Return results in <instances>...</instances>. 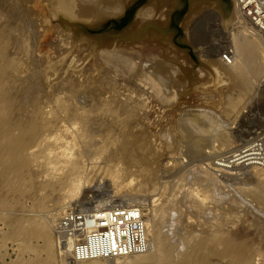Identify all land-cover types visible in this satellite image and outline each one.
Listing matches in <instances>:
<instances>
[{
	"label": "bare ground",
	"instance_id": "1",
	"mask_svg": "<svg viewBox=\"0 0 264 264\" xmlns=\"http://www.w3.org/2000/svg\"><path fill=\"white\" fill-rule=\"evenodd\" d=\"M43 1L45 5H41L40 0H0V139H4V143L0 145V166L5 156L16 163L18 159L27 158L34 154L35 149L46 145L43 150L46 154L43 168L48 172L45 175L48 182L45 187L48 195L53 196L59 192L63 196L59 197L51 212L43 217L38 226L45 233L44 262L68 264L67 252L59 251L51 237L54 234L55 221L65 209L73 205L72 199L80 194L83 201L88 198H101L94 202L84 201L82 206L136 208L144 207L147 198H152V205L148 210L149 214L143 210L149 245L146 253L125 258L94 259L76 264H163L172 260V254L165 250L169 246L166 241L167 234L176 226V222L172 220L174 216L176 218V212L171 207L173 204L170 206L175 188L181 182L188 201H193L192 208L206 212L209 204H217L219 201V181L214 173L207 168L201 170L200 166L180 169L172 175L167 174L172 165L167 166V170L160 169V153L168 150L169 154L175 155L182 137L177 139L179 143L172 142L173 127H163L153 133L147 127L151 122V115L146 110L153 101L163 104L166 111L176 107L179 93L177 89L185 83L181 86L180 81L177 82L176 77L181 71L172 63L156 56H146L145 59L136 52L134 46L142 42L169 46V37L151 31L156 27L162 29L166 24L161 21L168 17L165 14H161L158 21L155 20L159 11L157 7L162 0H150L149 5L137 12L129 29H125L115 38L110 37L106 42L100 37H80L78 28L97 29L106 19L119 17L127 4L134 0ZM192 1L195 7L201 5L200 0ZM232 3L230 19L224 29L227 33L226 39L229 40L228 50L224 54H230L233 59L230 64L223 59L224 54L218 52L215 45L211 44L210 48L200 47L203 37L201 40L200 36L194 40L195 36L191 35L193 37L189 40L190 33L193 32L190 20L187 18L183 22L189 43L195 47L201 63L211 67L218 82L223 83L228 90L225 95L227 110L222 113L227 118L226 121H231L230 114H236L238 109L240 111L244 107V100L248 92H252V88L255 91L260 90L254 97L264 96V81L257 86L252 81L255 82L256 77L264 71V39L234 24L238 9L237 1L232 0ZM37 7L49 12L48 16L44 13L47 17L43 19V60L38 58L40 48L36 52H30L31 36L36 37L39 32L33 34L31 30L32 35H29L30 31L26 30L27 34H23V30L29 26L25 24L24 28L22 23L23 26L18 27L21 22L31 20V13L36 12L34 10ZM210 7L211 10L204 13V18L210 20L208 24L212 25L210 23L216 8L212 9L214 5ZM54 19L58 25L53 24ZM216 19L218 26H221L220 17ZM34 24L31 27L34 28ZM51 28H54L53 34L49 32ZM61 29L71 30L77 42H70V36L61 39ZM51 37L60 40L53 45L56 46L53 50L57 51L53 54L54 58L45 54L49 45L47 40ZM35 39L33 41L37 43ZM51 93L53 107L48 104ZM220 115L201 111L192 119L179 118L177 126L186 136L189 149L187 152L198 154L211 141L212 144L217 142L216 146L211 144L212 149L224 146L232 148V140L222 132L223 129L219 131L230 125L223 127L226 123ZM178 132L180 135V131ZM232 158L230 162L227 161L233 166L231 170L250 172L258 182V185L248 189L246 193L252 202L258 203V208H264V167L237 166ZM236 173L231 172V175ZM3 186L4 182L0 181V187ZM110 193L111 197L107 195ZM167 213H172L173 218L170 216V219H165ZM167 220L168 223L165 222ZM246 224L239 225L240 227L236 225L237 228L232 225L236 229L228 232L216 227L215 231L192 237L193 247L204 252L201 264H242L245 255L251 251L249 249L260 241L259 238L264 239V235L261 237V233L257 232L258 229L253 234L254 226L252 229Z\"/></svg>",
	"mask_w": 264,
	"mask_h": 264
},
{
	"label": "rangeland",
	"instance_id": "2",
	"mask_svg": "<svg viewBox=\"0 0 264 264\" xmlns=\"http://www.w3.org/2000/svg\"><path fill=\"white\" fill-rule=\"evenodd\" d=\"M40 1L41 5H43L44 1ZM136 1L137 0H134L133 2L128 3L124 12ZM162 1L157 7V10H159L157 11L158 14L156 13L157 16L155 17V20L157 21L160 19L161 14H165L164 16L166 17L172 7L170 3H176L178 0H165L163 3ZM193 2L194 1L190 3L185 17L181 23L182 36L180 39L184 40L185 44L181 45L179 43L180 40H169L168 47L157 44L155 42H142L134 46L136 52L140 53L145 59L150 56H156L172 63L179 71H181L180 74L176 77L177 82L180 81L179 83L181 86L185 83L183 87L177 89L179 93L176 98V107L169 111H166V108L163 104L157 101H153V103L150 104V108L146 110L149 115H151V122L147 124V127H149V129L152 130L153 133L160 131V129H162L163 127H173L174 129H172V142L176 144V142L179 143V141H181L179 144L180 148L178 147V152L175 154L177 156L171 153L169 154L168 150H163V152L160 153L161 156L163 155L162 157L160 156V169L162 170V168H164L167 170V168L169 169V167L172 165L169 169V172H167L168 175H170L169 173H171L172 175L174 171L180 169L186 170L187 168L192 169V167L194 168L195 166H200L201 170L202 168H207L209 172L214 173L215 177H217L218 181L220 182H218L217 184L219 190V199L217 200L219 201H217V204L215 202V205L213 203L209 204V208L207 209L208 211L206 212H204L203 210H195V208H192L194 207L193 201H191L192 199L188 201L189 198H187L185 195L183 184L181 182L178 183L173 193V202L170 203V206L173 204L171 207H173L176 214L173 213L174 210L172 213L176 215V218L174 215H171L172 213L170 215L169 213H167V215L165 216V219H170V216H172V219L174 216L175 220L174 218L172 220L176 222V226L173 227V230L168 232V237L166 240L167 244L169 245L167 246L169 249H167L166 247L165 251L172 254V260L164 262L165 264H201L202 255L204 254V252L202 253L193 247L191 238L203 232L215 231L217 228L228 232L233 228V230H235L237 227L243 226L244 224L248 223L246 224L248 227H251L253 229L254 226V232L252 231L253 234H255V231L258 229L257 232L261 233V237L264 235V208H258V206H256L258 205V203L252 202L251 197L246 193L248 189L258 185V182L254 179L253 176H251L252 174H250V172L231 170V167L233 166L227 163L230 157L238 149H244L254 143H258V141H260L264 137V96H261V98L260 96L259 98L254 97V95L256 96V93L260 90L255 91V88H252V92H248V95L246 96L247 98H245L244 100V107L241 108L240 111L238 109V114H230L232 120L226 121L227 118L223 116L224 114L222 113L227 110L225 95L226 93H228V90L226 86L223 85V83L218 82L217 78L212 72V68L209 66L207 67L201 63V57L199 58L195 47L189 43V40H191L193 37L191 35L195 36V38H193L194 40L198 39L199 36L200 40L202 39L201 37H203V40L201 41L202 46L200 47L210 48L211 44H213L218 48V52L224 54L226 50H228L227 48L229 42V40L226 39L227 33L224 29H226L225 25L227 20L230 19L233 3L232 0H226V5L220 7L216 0H200L201 5H198V8L197 6L195 7V4ZM149 4L150 0H144L143 3L135 6L134 13L129 17L128 22H126L125 25H122L121 28H117L114 22H116L115 20H120L124 12L119 17L106 19L97 29H90L87 27L78 28V35H80V37H100L102 41L106 42V40H108L110 37L115 38L120 33L125 31V29H129L135 20L137 12L142 7ZM212 5L215 6L212 9L216 8V10L215 15H213L212 22L210 23L212 25H209L208 23L210 22V20L204 18V13L206 11H209L208 9H210V6ZM34 11L36 12L31 13V20L33 21V19H36L33 21L35 24L31 20V22L28 20L27 22H21V25L18 27L23 26L22 23H24V28H26L25 24L29 26V28L27 27V29H22L24 31L23 34H25L26 30H28V32L30 31L31 34L29 35H32V32L33 34L35 32H39L36 33L38 34V36L36 35L35 37V35H32V39H29L30 46L32 47L30 49V52H36L40 48L41 52L39 53L38 58H41L43 60V19L44 17L48 16L49 12H46L39 7H37ZM44 13H46L47 16ZM33 15L34 18L32 17ZM218 16L221 19V26H218L219 23L217 24L216 18H218ZM187 18L190 20V26L192 27L191 31H193L190 33V39L188 36V32L185 30V27L183 25V22H185ZM37 20H42L40 21L42 25L39 21L37 22ZM163 20L164 18H162L161 21L163 22ZM28 22L31 24L29 25ZM36 22L37 24H39V26L36 24ZM32 24H34L33 26L38 28L36 29L35 27H31ZM53 24H57L56 19H54ZM30 27L32 29H30ZM206 28L208 29L206 30ZM53 29L54 28H51V30L49 31L50 34H53ZM61 30L63 31V35L62 37H60L61 39H65L66 36L67 38L70 36V42H77L76 38L73 37L71 30ZM152 30H154L158 35H160V32L162 33V30L157 27L152 28L151 31ZM29 35H27V37ZM204 37H206L207 39H205ZM209 37L211 38V40H209ZM35 38L37 39V41ZM56 38L51 37L50 40H47L49 45L46 47L47 51L45 54H47L49 57H51V55L53 56V54L57 52L56 50H53L56 49V46L53 45L57 44V42L60 41L59 39L58 41ZM33 39H35V42L37 43H34ZM52 41L54 42L53 44L51 43ZM32 43L36 45H32ZM54 57L55 55L53 56V58ZM252 81L253 84L255 83V86L262 83V81H264V71L259 74L258 77H256L255 82L254 80ZM253 91L255 93H253ZM52 95L53 93H51V97H49L51 98V101L47 99V101H50L48 104H51V106L49 107H53L52 104L54 103V101H52ZM45 109L49 110V108ZM201 111H209L218 115L221 114L220 116L222 120H224V123H226L225 125L223 124V127H226L228 124H230L227 126V128H221L219 131H222L223 129L222 132L226 134L229 140H232L231 142L234 143V145H232L233 149L231 148V146H229L230 148L224 146L222 148L215 147L216 149H212L211 141L207 145H205L202 151H200L198 154L187 152L189 149L186 142L187 140L185 138L186 136L182 134V130H180V128L177 126L178 120L181 117L192 119ZM49 124L51 125V123ZM178 131H180L181 136L179 135ZM180 137L182 138L180 139ZM177 139L180 140L178 141ZM3 143L4 139H0V145H2ZM212 145L216 146L217 142L213 143ZM237 146H239V148H237ZM43 147L44 146L42 145L39 148L35 149L34 154L27 158L22 157L20 160L18 159L16 163L12 162V160L8 156L3 157L1 161L0 181L4 182V186L0 187V264H45L44 260L46 255V244H44L43 242V236L45 237V233L39 230L38 226L43 220V217L46 216L48 212H51L54 203L57 202L59 200V197L61 198L63 195L59 192H57L58 194H53V196L48 195L47 193V187H45V184H47L48 178H46L45 175L48 172L43 168V160L46 155L43 150L46 149V145L44 148ZM234 148L237 149H235L234 151ZM177 162L179 164H177ZM197 170H200V168ZM231 172L237 173L232 176ZM251 177H253V179ZM107 195L109 197L112 196L111 193ZM88 199H86L87 202H94L96 200H100L101 198L94 200L90 198ZM151 199L152 198L146 199L144 207H136L142 211L144 219L145 216L143 210H145L146 214H149L148 210L152 205ZM84 201L81 200V194L72 199L73 205L76 206H82L81 203ZM86 201L84 203H87ZM236 202L238 203V205ZM240 202H242L244 205L247 203V205L244 206ZM234 205L235 207H233ZM241 205L243 206L241 207ZM218 214L220 216H217ZM213 215H215L216 217ZM165 222L168 223V220ZM232 225L235 227L237 225V227L232 228ZM52 235L53 236L51 237V240L53 241L54 234ZM49 236H51V234H49ZM262 238H264V236ZM177 240L179 242H177ZM259 240L260 241L257 242L258 244L256 243L253 248L249 249L251 251H248V255H245L244 259L241 261L242 264H247L249 262V264H264V243H262L264 242V239L259 238ZM205 253H208V251H206ZM181 259H183V262L181 261ZM67 260L68 258H66V262ZM68 264L74 263L68 261Z\"/></svg>",
	"mask_w": 264,
	"mask_h": 264
},
{
	"label": "built area",
	"instance_id": "3",
	"mask_svg": "<svg viewBox=\"0 0 264 264\" xmlns=\"http://www.w3.org/2000/svg\"><path fill=\"white\" fill-rule=\"evenodd\" d=\"M236 1L234 24L264 39V0ZM223 59L227 64L233 60L230 54H224ZM231 157L237 166L264 167V137ZM53 230L57 249L67 252L71 263L125 258L149 250L142 211L134 207L69 206Z\"/></svg>",
	"mask_w": 264,
	"mask_h": 264
},
{
	"label": "flooded vegetation",
	"instance_id": "4",
	"mask_svg": "<svg viewBox=\"0 0 264 264\" xmlns=\"http://www.w3.org/2000/svg\"><path fill=\"white\" fill-rule=\"evenodd\" d=\"M164 1L165 0H163L162 3ZM216 1L218 2V5L220 7L226 5V0H216ZM139 3L140 0H137L131 7L126 9L120 20L114 22L117 28H121L122 25H125V23L128 22L129 17L134 13L135 6H137ZM190 3H192V0H178L176 3L175 2L170 3L172 7L169 10L168 14L166 15V17L168 16L167 17L168 19L165 18L164 20L166 21L163 20V22H166V24L161 29L162 33L161 32L159 33L161 36L169 37V40H181L180 39L182 36L181 23L185 17L186 11L188 10Z\"/></svg>",
	"mask_w": 264,
	"mask_h": 264
},
{
	"label": "water",
	"instance_id": "5",
	"mask_svg": "<svg viewBox=\"0 0 264 264\" xmlns=\"http://www.w3.org/2000/svg\"><path fill=\"white\" fill-rule=\"evenodd\" d=\"M143 2H144V0H140V3H139V4H141V3H143ZM115 21H118V20H115ZM179 43H180L181 45H183V44H185V41H184V40H180Z\"/></svg>",
	"mask_w": 264,
	"mask_h": 264
}]
</instances>
